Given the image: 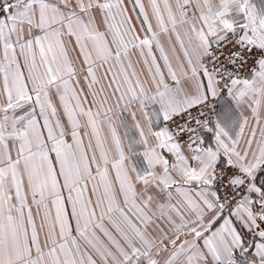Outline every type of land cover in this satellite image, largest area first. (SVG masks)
Masks as SVG:
<instances>
[{
    "label": "snow or ice",
    "instance_id": "snow-or-ice-1",
    "mask_svg": "<svg viewBox=\"0 0 264 264\" xmlns=\"http://www.w3.org/2000/svg\"><path fill=\"white\" fill-rule=\"evenodd\" d=\"M0 264H264V0H0Z\"/></svg>",
    "mask_w": 264,
    "mask_h": 264
}]
</instances>
